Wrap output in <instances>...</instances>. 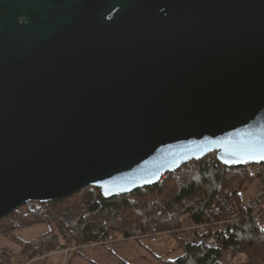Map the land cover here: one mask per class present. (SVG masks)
<instances>
[{
    "label": "water",
    "instance_id": "1",
    "mask_svg": "<svg viewBox=\"0 0 264 264\" xmlns=\"http://www.w3.org/2000/svg\"><path fill=\"white\" fill-rule=\"evenodd\" d=\"M262 148L264 0H0V218Z\"/></svg>",
    "mask_w": 264,
    "mask_h": 264
},
{
    "label": "trees",
    "instance_id": "2",
    "mask_svg": "<svg viewBox=\"0 0 264 264\" xmlns=\"http://www.w3.org/2000/svg\"><path fill=\"white\" fill-rule=\"evenodd\" d=\"M254 180L245 166L223 165L215 153H209L162 175L152 186L111 198L87 186L61 199L26 203L8 214L7 221L9 230L48 224L32 244L31 257L66 246L104 243L117 233L139 239L168 230L183 252L164 264H225L226 251L243 253L244 264H264V228L257 226L254 216L264 193L255 204L243 206V194ZM231 213L237 219L228 229L215 230L216 223ZM185 223L205 227L193 230L186 239ZM211 237L215 240L208 243ZM117 264L129 263L119 259Z\"/></svg>",
    "mask_w": 264,
    "mask_h": 264
},
{
    "label": "rangeland",
    "instance_id": "3",
    "mask_svg": "<svg viewBox=\"0 0 264 264\" xmlns=\"http://www.w3.org/2000/svg\"><path fill=\"white\" fill-rule=\"evenodd\" d=\"M260 185L259 180L249 184L243 199L251 197ZM7 218L8 215L0 218V264H112L115 256L129 264H164V260L174 259L183 252L174 236L152 242L147 236L135 239L117 233L110 242L66 246L31 257L32 244L48 229V224L39 222L9 230Z\"/></svg>",
    "mask_w": 264,
    "mask_h": 264
},
{
    "label": "built area",
    "instance_id": "4",
    "mask_svg": "<svg viewBox=\"0 0 264 264\" xmlns=\"http://www.w3.org/2000/svg\"><path fill=\"white\" fill-rule=\"evenodd\" d=\"M214 153V152H213ZM246 167L247 172L255 178V180H259L261 182L260 187H257V190L254 192V194L249 197L248 199L244 200L243 206L246 205H252L257 202V198L259 195H262L264 193V163H248L244 165ZM32 203V202H30ZM255 218L257 220V226L259 228H264V201L260 203L259 207L256 209ZM237 219V215L235 213L229 214L224 220L218 221L216 223L215 230L217 231H226L229 227V224L232 223ZM203 224H198L196 226H189L187 223H185L184 229L187 231L186 239L190 238V234L195 229H204ZM173 232L172 231H161L152 234L149 238L150 241L156 242L159 240L160 237L164 239H169L172 237ZM110 240H113V237L111 235L108 236L107 241L110 242ZM215 239L214 237H211L208 239V243L213 242ZM225 256V264H243L245 262V256L243 253H237L236 255H231L229 252L224 253Z\"/></svg>",
    "mask_w": 264,
    "mask_h": 264
},
{
    "label": "crops",
    "instance_id": "5",
    "mask_svg": "<svg viewBox=\"0 0 264 264\" xmlns=\"http://www.w3.org/2000/svg\"><path fill=\"white\" fill-rule=\"evenodd\" d=\"M48 253H49V252H48ZM40 256H41V255H40ZM119 259H122V258H120V257H116V256H115V260H113V263H112V264H117V262H118Z\"/></svg>",
    "mask_w": 264,
    "mask_h": 264
},
{
    "label": "snow or ice",
    "instance_id": "6",
    "mask_svg": "<svg viewBox=\"0 0 264 264\" xmlns=\"http://www.w3.org/2000/svg\"><path fill=\"white\" fill-rule=\"evenodd\" d=\"M260 159H264V148L261 149Z\"/></svg>",
    "mask_w": 264,
    "mask_h": 264
}]
</instances>
